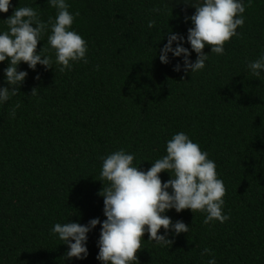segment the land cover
<instances>
[{
	"label": "trees",
	"instance_id": "16d2710c",
	"mask_svg": "<svg viewBox=\"0 0 264 264\" xmlns=\"http://www.w3.org/2000/svg\"><path fill=\"white\" fill-rule=\"evenodd\" d=\"M242 2L244 24L225 42L224 54L206 45L204 69L185 73L183 56L169 53L167 64L159 56L171 32L184 37L182 46L196 60L187 43L193 25L185 17L195 13L190 4L66 0L74 16L79 12L71 30L87 42L88 63L73 62L60 72L46 43L49 29L37 52L44 47L53 68L37 64L33 70L21 62L18 71L28 75L19 94L0 104V264H103L96 259L99 224L87 234L84 259H65L68 246L51 229L106 219L97 194L101 157L124 149L146 172L179 132L215 162L226 188L222 210L230 219L204 224L206 213L168 210L164 215L188 225V233L169 231L173 244L160 246L145 232L139 264H207L213 256L201 255L205 247L216 264H264V72L257 77L248 68L264 54V0ZM25 6L44 22L56 15L47 0H11L9 11L0 12V34L7 30L4 20ZM9 63L0 62V87H9ZM177 63L179 72L173 70ZM34 87L38 94L31 96ZM159 175L162 182L171 178Z\"/></svg>",
	"mask_w": 264,
	"mask_h": 264
},
{
	"label": "clouds",
	"instance_id": "9594fccd",
	"mask_svg": "<svg viewBox=\"0 0 264 264\" xmlns=\"http://www.w3.org/2000/svg\"><path fill=\"white\" fill-rule=\"evenodd\" d=\"M48 5L56 9L55 17H49L47 22L40 19L32 7H16L5 21L7 30L0 34V62L10 61L4 69L6 83L9 87H0V104L19 94V86L23 84L28 73L18 71V65L23 62L35 70L37 64L46 69L53 68V59L43 53V47L37 52L41 36L49 29L46 43L55 50V64L59 71L71 70L73 62L88 63L86 53L87 42L76 31L71 30L75 16L69 11L66 0H47ZM186 5L195 8L190 19L192 27L188 29L187 43L197 56L193 62L189 59L191 52L183 47L184 37L177 33H169L167 43L160 50L161 63H169L168 54L174 57L183 56V71L198 72L204 69L208 54L204 53L206 45L211 53L224 54V44L236 36L237 28L244 24L243 13L245 5L242 0H183ZM11 0H0V12L7 13ZM154 12L161 11L154 7ZM150 21L149 28L154 26ZM173 42L176 47L173 48ZM248 68L254 76L259 77L264 72V54L250 62ZM99 70V65L96 66ZM181 71L177 63L173 69ZM39 79V76L36 77ZM33 88L31 96L37 95ZM17 103L15 108H19ZM15 108L11 118L15 117ZM167 154L152 163L146 172L133 166L134 155L124 149L117 150L106 157H101L103 163L100 172L102 189L97 193L104 198L103 222L99 218L91 219L87 225L77 222L56 223L51 232L68 246L65 259H84L88 255L86 242L88 233L98 224L101 226L97 260L103 264H139L137 253L141 250V239L145 232L148 240L155 241L160 246L173 244L168 238L171 231L175 235L188 233L189 226L180 220L175 223L164 215L168 210L175 209L177 213L190 209L193 213H206L203 221L209 224L213 221L224 223L230 219L223 213L226 188L219 179L216 164L208 158V153L193 142L187 134L179 132L167 141ZM168 172L170 179L162 182L160 173ZM107 181V186L104 182ZM171 189V191H169ZM165 230L160 235V229ZM74 241V242H73ZM201 255H212L207 264H216L214 254L205 247Z\"/></svg>",
	"mask_w": 264,
	"mask_h": 264
}]
</instances>
